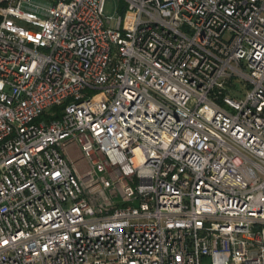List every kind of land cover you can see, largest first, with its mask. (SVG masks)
Masks as SVG:
<instances>
[{
	"label": "built area",
	"instance_id": "obj_1",
	"mask_svg": "<svg viewBox=\"0 0 264 264\" xmlns=\"http://www.w3.org/2000/svg\"><path fill=\"white\" fill-rule=\"evenodd\" d=\"M123 6L0 0V264H264V0Z\"/></svg>",
	"mask_w": 264,
	"mask_h": 264
},
{
	"label": "rangeland",
	"instance_id": "obj_2",
	"mask_svg": "<svg viewBox=\"0 0 264 264\" xmlns=\"http://www.w3.org/2000/svg\"><path fill=\"white\" fill-rule=\"evenodd\" d=\"M122 6H123V0H106L105 13L106 15L116 19L118 17V9H120ZM238 86L245 94L247 88L243 85L242 86L238 85ZM244 94L242 93L239 96V98H244Z\"/></svg>",
	"mask_w": 264,
	"mask_h": 264
},
{
	"label": "trees",
	"instance_id": "obj_3",
	"mask_svg": "<svg viewBox=\"0 0 264 264\" xmlns=\"http://www.w3.org/2000/svg\"><path fill=\"white\" fill-rule=\"evenodd\" d=\"M124 11H125V6L122 7L121 12H124ZM56 110L58 111V113H57V115H56V118H57V117H59V115H60V110H61V109L59 108V109H56Z\"/></svg>",
	"mask_w": 264,
	"mask_h": 264
}]
</instances>
